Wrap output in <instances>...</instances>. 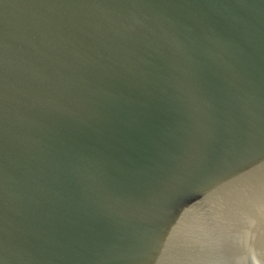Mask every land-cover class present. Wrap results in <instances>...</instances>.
Segmentation results:
<instances>
[{"label": "water", "instance_id": "1", "mask_svg": "<svg viewBox=\"0 0 264 264\" xmlns=\"http://www.w3.org/2000/svg\"><path fill=\"white\" fill-rule=\"evenodd\" d=\"M0 264H264V0H0Z\"/></svg>", "mask_w": 264, "mask_h": 264}]
</instances>
